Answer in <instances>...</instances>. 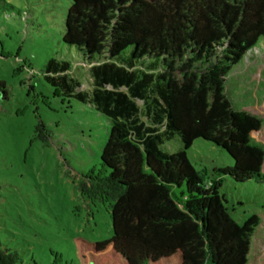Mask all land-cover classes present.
<instances>
[{"label":"trees","instance_id":"trees-1","mask_svg":"<svg viewBox=\"0 0 264 264\" xmlns=\"http://www.w3.org/2000/svg\"><path fill=\"white\" fill-rule=\"evenodd\" d=\"M63 41L90 65L94 89L79 90L66 59L49 60L47 79L110 121L82 189L110 203L113 235L73 238L78 264H249L264 212L240 223L220 189L229 179L264 184V142L254 136L264 118L227 92L247 54L264 53V0H71ZM176 135L185 149L165 150ZM198 138L233 164L202 175L186 153ZM20 261L0 249V264Z\"/></svg>","mask_w":264,"mask_h":264},{"label":"rangeland","instance_id":"rangeland-1","mask_svg":"<svg viewBox=\"0 0 264 264\" xmlns=\"http://www.w3.org/2000/svg\"><path fill=\"white\" fill-rule=\"evenodd\" d=\"M70 5L71 0H0V249L18 252L20 264H78L73 238L113 235L110 203L92 200L82 189L85 174L100 167L110 121L94 104L67 95L46 77L51 58L66 59L71 76L81 83L79 90L94 89L90 65L63 41ZM227 92L251 111L257 99L263 101L261 48L234 69ZM139 104L143 119L152 124L145 102ZM254 109L264 118V106ZM257 136L264 139V122ZM162 147L185 149L179 135ZM186 153L204 176L233 164L225 149L203 138ZM220 192L240 223L264 212V184L229 179ZM249 264H264V218L253 237Z\"/></svg>","mask_w":264,"mask_h":264},{"label":"crops","instance_id":"crops-1","mask_svg":"<svg viewBox=\"0 0 264 264\" xmlns=\"http://www.w3.org/2000/svg\"><path fill=\"white\" fill-rule=\"evenodd\" d=\"M253 95H255V93H253ZM257 99V98H256ZM263 99V101L262 100H259V99H257L256 100V102L253 104V105H251V107H252V110H253V112L255 111V110H257V109H254L255 107H257V106H264V98H262ZM263 102V104H262V102ZM258 102V103H257ZM261 102V103H260ZM249 107V106H248ZM243 108H245V107H243ZM255 113H259V114H262L261 112H259L258 110L257 111H255ZM263 116V115H262ZM262 130V129H261ZM261 130H259V131H256L255 133H254V136L257 138V139H259V140H261V141H263L264 142V139H262V138H259L258 136H257V134L259 133V132H261Z\"/></svg>","mask_w":264,"mask_h":264}]
</instances>
